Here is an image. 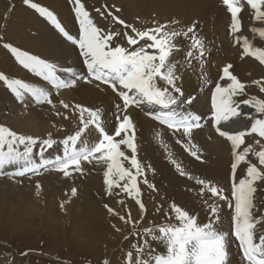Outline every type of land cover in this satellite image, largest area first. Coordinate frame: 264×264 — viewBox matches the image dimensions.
I'll list each match as a JSON object with an SVG mask.
<instances>
[{"label": "snow or ice", "instance_id": "obj_1", "mask_svg": "<svg viewBox=\"0 0 264 264\" xmlns=\"http://www.w3.org/2000/svg\"><path fill=\"white\" fill-rule=\"evenodd\" d=\"M68 2L78 25L76 32L50 6L37 0H22L42 19L51 38L38 31L31 39L43 50L34 51L4 42L0 37V47L7 50L16 65L39 81L33 84L0 68V85L17 106H48L54 116L63 121L75 117L78 123L60 139L55 137L61 129L35 135L0 124V177L21 178L22 183L24 177L36 176L42 171H55L67 178L84 175L86 165L106 166L105 194L109 197L123 194L138 206L139 218H134L123 199L117 202L125 214L104 205L110 215L131 227L124 239L135 238L124 256L125 264H234L233 245L237 248L236 255L242 256L239 264H264V213L254 202L258 185L264 184V98L248 94L252 85L264 93V77L253 79L249 84L233 74L231 63L225 64L218 69L219 80L209 89L211 103L205 114L193 107L198 94H189L183 86L188 71L195 74L197 65L198 79L205 86L213 83L205 71L209 53L197 31L196 21L184 26L179 20L161 23L154 19L151 26L136 27L135 22L127 23L114 14L113 9L121 11L115 5L109 8L105 4L103 11L96 8L104 20L110 18L113 24L123 26L121 32H116L106 25L98 26L82 0ZM245 3L253 12V20L264 24V0H223L230 14L227 33L241 48L242 60L253 57L264 65V48L253 47L247 37L239 35ZM259 35L264 37V30ZM57 43L72 48L79 69L65 63ZM177 53L182 54L179 60ZM81 83L94 85L105 93L111 90L113 104L109 107L115 109L111 123L107 119L108 108L66 100L63 96L64 91H74ZM131 108L144 111L149 119L178 135L176 142L197 161L203 162V153L193 143L196 131L210 125L224 139L230 157L229 176L224 185L214 178L193 177L171 160L180 176L195 180V186H199L198 198L209 197L202 199L199 209L171 201L167 210L162 205L156 208L165 217L164 222L149 221L145 225L147 209L142 185L153 192L158 189L148 177L149 172L155 174V169L138 157L137 126ZM241 118H246L243 130L230 127ZM249 139L253 142L248 143ZM129 151L131 154H126ZM245 165V172L240 175L239 170ZM36 187H41L39 181ZM71 191L75 196L77 189L73 187ZM223 204L231 211L228 230L224 229ZM116 231L122 229L116 228ZM159 245L165 251H158ZM103 264L110 261L105 259Z\"/></svg>", "mask_w": 264, "mask_h": 264}, {"label": "bare ground", "instance_id": "obj_2", "mask_svg": "<svg viewBox=\"0 0 264 264\" xmlns=\"http://www.w3.org/2000/svg\"><path fill=\"white\" fill-rule=\"evenodd\" d=\"M37 2L50 6L59 14V17L69 28L75 32L78 31V25L73 19L71 4L68 0H37ZM82 2L85 3L86 8L89 10L98 26L106 25L109 30L116 32L122 31L123 26L113 24L110 18L104 20L99 13L95 11L96 8H100L101 11H103V6L105 4H107L109 8L115 5L121 9L120 16L123 20L127 23L135 22V25L137 24L139 27L151 26V22L154 19L161 23L179 20L184 26L190 25L193 20L196 19L194 21L197 22V27L199 25H204L202 28L199 26L197 31L201 38L205 40V44L208 48L206 50H211L212 54L215 55L214 58L217 61L220 60L219 63H223L219 68H222L225 64L233 63V74L237 75L243 82L249 84L253 79L264 77V65L259 64V62L252 57H246L242 60L240 58L241 49L239 50L236 47L237 50H234L233 47L231 49V45L234 44V37L229 35L233 40H231V43H228L225 39L228 44L226 43V45L223 46V39L228 37V27L226 26L230 24V14L227 12L223 0H82ZM242 2H244V0H242ZM13 4L14 8L12 7ZM208 14H214L215 23L212 24V26L211 24H207L208 20L204 23L202 22L203 19L207 18L206 15ZM138 17L139 20H137ZM241 17L243 28L242 34L239 33V35L241 37H247L249 43H251L253 47L264 45L263 37L259 35V32L264 30V24H260L253 20V12L246 4ZM225 18L228 19L226 22L224 21ZM218 19L221 23H216ZM248 19H250L249 23L247 21ZM217 24L219 26H217ZM200 29H203L202 33H200ZM38 31L45 37L51 38V33L45 27L42 19L33 10L25 6L22 0H0V33L4 34V42H11L14 45L21 46L25 50L32 49L34 51H41L43 47L31 39ZM221 46L224 47L222 48L224 51L221 49ZM57 47L63 53L65 63L76 65L79 69V61L72 48L58 43ZM175 55L177 60L182 58V54L180 53ZM207 65L208 64L205 66V71L209 74L208 79L213 81L211 85L201 88L204 85L198 79L200 74L199 66H197L195 74H193L191 70L188 71L183 85L184 89L189 94H198L199 98L193 107L205 112V114H207V109L210 107L211 103V93L209 89L214 87L215 81L219 79L218 71L213 73L211 70L212 68H210L211 65ZM0 68L11 71L15 76L27 82L33 84L39 83L38 78L16 65L8 52L5 51L4 53L1 49ZM220 82L221 84L226 83V81ZM40 86L43 85L41 84ZM205 93H207V95H205ZM248 94L250 96L257 95L264 98V93H260L259 89L254 85L248 89ZM63 96L66 100L74 99L76 102H83L86 105H101L108 108L107 119L109 123L112 122L115 109L109 107L113 104V93L111 91L108 90L107 93H105L103 91H98L94 85L81 83L74 91H64ZM60 110L64 111L63 109ZM244 110L247 111L246 108ZM143 112L144 111L140 109H130L133 121L137 126L136 133L137 137H139L141 153L143 152L142 158L152 163L158 171H162L166 174L167 172L162 163L163 158H161L164 157L162 153L165 148L159 150V148L156 147L157 144L155 145L153 143H155L154 138L160 136L163 140L166 138L163 145L165 146V144L171 140L167 136V133L170 131H167L148 117L146 118L144 115L145 112ZM77 123L78 120L75 117H73L71 121H63L61 117L54 116L48 106L31 105L27 108L24 106H17L6 88L0 85V124L10 126L13 130L20 133L35 135H46L49 131L55 133L57 129H61L60 135L55 137L60 139L63 138V135L67 134L68 131H71ZM54 124L56 126L55 128L53 127ZM245 124L246 118H241L231 124L230 127L243 130ZM156 129H163V135L156 136ZM171 134L170 132V135ZM210 135L212 138L218 136L215 130L209 125L202 130L196 131L193 140V143L201 149L203 153L202 158L208 163L203 165L202 163L190 162L191 164H188L189 168L187 167L188 165L184 166L183 162H181V164L185 167L184 170L186 171L194 167L200 169L202 167L203 170L206 171L205 175L202 174L204 177L214 178V180H218L219 178L218 182L224 185L229 176L228 172L224 169V167H226L228 171L230 158L228 145H226L224 139L220 137L217 139L210 138L209 140H211V142H209V140L205 138ZM252 142V140H248V143ZM179 154L180 153H178V155ZM178 155L176 153L173 157L179 161ZM155 159H159L161 162L156 161L157 164L155 165ZM251 159L253 162H256L254 157H251ZM100 167L102 168L103 166L98 165L96 167L86 165L84 175L74 174L71 177L65 178L61 174L62 178L66 180L61 179L57 172L48 173L52 176H48L46 173L41 177L38 176L36 179L42 178L41 180L44 186L41 201H35V199L30 198L27 194L18 192V189L24 191L22 185L19 186L18 184L21 178L13 180L8 177H0V229L3 232H11L13 234L21 228H24L27 232H31L30 234L37 232V241L41 236L45 238L44 235L47 236L48 234V238L52 237V239L56 241H62V239L68 240V245L65 241L63 242L65 245L62 248H79L78 250L81 251L82 254H85L87 258L94 260L96 263L102 262L108 258L110 259L108 254L118 245L122 237L124 239L128 233V227L125 226L118 217L110 215L105 209L104 204H108L110 207L121 211V214H125V209L117 202L123 199L127 208L131 210L132 216L134 218H139V216L137 205L128 200L123 194L104 197L100 179L102 175L101 170L103 168L101 169ZM99 168L101 169L100 173ZM81 176L83 180L80 179ZM28 178L26 177V179ZM22 181L25 182V179H22ZM175 183L177 184L179 182ZM181 185L182 182H180L179 187H173L170 191L163 192L159 195L152 194L147 197V200L154 206L156 203L160 202L163 209L166 210V203L160 199L165 198L164 196L166 194L167 196L172 195L178 200L176 196L183 195L180 190ZM73 187L77 189L75 196L72 195L71 191ZM171 192H175L176 195L174 196ZM176 202L178 203V201ZM254 202L257 204L259 211L264 213V184L258 185ZM61 205H63V207H61ZM147 206L151 205L147 204ZM185 206L192 208L189 195ZM222 207L224 229L228 230L227 227L229 228L231 217L229 214V216H227V205L223 204ZM164 220L165 217L163 214L157 212L153 224L161 223ZM227 221H229V223ZM148 222L149 219L146 218L144 223L147 225ZM113 225H115L116 228L122 229V231H116ZM1 237L5 238V235H1ZM123 241L128 245L131 239ZM103 244H105L104 248L102 247ZM108 246H110L111 249L108 250ZM157 248L158 251H165L163 245H159ZM231 251L234 264H239L242 256L236 255L237 248L235 245L232 246ZM20 257V254L14 251L9 253L2 250V253L0 252V264H24ZM112 262L120 264L118 261L115 262L113 257Z\"/></svg>", "mask_w": 264, "mask_h": 264}, {"label": "rangeland", "instance_id": "obj_3", "mask_svg": "<svg viewBox=\"0 0 264 264\" xmlns=\"http://www.w3.org/2000/svg\"><path fill=\"white\" fill-rule=\"evenodd\" d=\"M6 1H9V0H6ZM103 4H105V3H103ZM113 12H114L115 15H118L122 19V17L120 16V12H115V10H113ZM206 17L207 18L203 19L202 22L204 23L205 21L208 20L209 23L207 22V24H211V26H212V24L215 23L214 14L213 15L212 14H208V15H206ZM194 20H196V19H194ZM226 20H228V19L225 18L224 21L226 22ZM247 21L249 23L250 22V19H248ZM219 22H220V20L218 19L216 23H219ZM116 25H119V24H116ZM199 26L202 28L204 25H199ZM217 26H219V25L217 24ZM136 27H139V26L137 25ZM198 27H197V29H198ZM226 27H228V26H226ZM202 30L203 29H200V33H202ZM211 30H212V27H211ZM0 34H1L0 37L1 36L2 37L4 36V34H2V33H0ZM241 34H242V31H241ZM229 37L230 36L228 35V37H226V38L223 39V42H222L223 46L226 45L227 42L228 43H231V40H233V39H231L232 37H230V38ZM225 39H226L227 42L225 41ZM221 41H222V39H221ZM263 41H264V37H263ZM204 42H205V40H204ZM123 43H124V45H126L127 42L126 41H123ZM232 47L234 48V50H237V49L240 50L241 49L239 46L234 45V44L231 45V49H232ZM258 47L264 48V45H260ZM222 48H224V47L221 46V49ZM0 49L4 53H5V51H7V50L3 49L2 47H0ZM206 49H208L207 46H206ZM222 50L224 51V49H222ZM207 53H209L208 63L207 64L209 66L211 65L210 68H212L211 70L213 71V73L214 72H217L218 69H220L219 67L223 63H219L220 60L217 61L214 58L215 55L212 54L211 50H208ZM232 65H234V64L232 63ZM214 86H215V84H214ZM204 87H207V86L204 85L201 88H204ZM109 91H111V90H109ZM210 97H211V94H210ZM245 98H247V97H245ZM133 109L136 110V108H133ZM246 110L248 111L247 108H246ZM253 114H255L254 113V110H253ZM144 115H145V113H144ZM107 117H108V115H107ZM145 117L147 118L146 115H145ZM157 133H159V135H163V129L162 130L161 129H156L155 135ZM167 134H168L167 135L168 138L171 139L172 141L169 140L168 143L165 144V146H163V145H164V141H166V138H164V140H163V138H161L158 135H156V136H158L157 138H154V142L155 143H153L155 145L157 144L156 147L159 148V150L161 148H165V149H163L164 151L162 153V156L164 155V157H161V158H163V160H162L163 162L162 163H163L164 169L167 172L166 174H164L162 171H158V169L152 163H150V162H148L146 160H143V158H142L143 152L141 153V146H140V143H139V137H137L138 157L141 159V161H142L143 164H145V165H151L155 169V174L149 172L148 173V177H149L150 182L155 183L156 188L158 189V191L157 192H153L152 190L148 189L147 186H143L142 185L143 201L146 204V206H147V204H150L151 205V206H147V218L152 223H153V221L155 220V217H156V213H157L156 208H157V206H160L161 205V203L158 202L154 206V205H152L147 200V197L150 196V195H152V194L159 195V194H161L163 192L170 191L171 189H173V187H179L180 182H182V185L180 186V190H181V192H182L183 195L182 196H176L178 200H176L172 195L171 196H167L166 194L164 196L166 198V200H165V198L160 199V200H162L163 202L166 203V205H167L166 206V210L168 209L169 202H171V201H175V202L178 201V203L176 202L178 205L185 206V204H186V202L188 200V195L190 197V201L192 203V208L193 209H199L200 208V205L202 203V199L209 198L208 196H205L203 198H198L199 186H195V180L194 179L190 180V179H188L187 176H180L179 173H178V171L176 170L175 165L171 162V160L174 159L184 169H185V167H184L185 165H188V164H191V163H198V164H201L202 163L203 165H205V163H208V162L205 161L204 158H202V161L204 163L201 162V161H197V160L195 161V159L192 158L184 150V148L182 147V145L181 144H178L176 142L177 139L180 138L178 135L174 137L173 134L170 135V132H168ZM210 138L211 139H217V138H219V136H217L216 138H212V136L210 135V136H207L205 139L206 140H209ZM158 139L159 140L161 139V140L159 141ZM155 140H158V141H155ZM209 142H211V140H209ZM185 143H186V141H185ZM176 150H177V152H176ZM169 152H171V153H169ZM176 153H177V155H178V153H180L178 155L179 161L176 158L173 157ZM182 153H183V155H182ZM126 154L130 155L131 153L129 151ZM182 158H184V159H182ZM229 160H230V158H229ZM156 161H159V159L158 160L155 159V162H154L155 165L157 164ZM159 162H161V161H159ZM181 162L184 163V166L181 164ZM92 166H96L97 167L98 164H92ZM105 167L106 166H103L102 167L103 169L100 167L102 170L99 168V173H100V170L102 172V175H101V178L100 179H101L102 189H103L102 190V194H104V197L107 196L105 194L104 184H103V179H104L103 178V171H104ZM187 167L189 168V165ZM229 167H230V165H228V171H227V168L224 167V169L226 170V172H228V174H229ZM190 168H192V167H190ZM245 169L246 168L244 166L243 168H241L239 170L240 175H243L244 174ZM192 170H193V172H192ZM50 172H55V171H48V172L42 171V173H40L37 176H31L30 178L27 177L28 179H26V177H24L23 179H25V182L22 181L23 183H21L20 181H18L19 186L22 185V188H23L24 191L18 189V192H21L23 194L24 193L27 194L30 198L35 199V201H41V197H43V190H44L43 181L41 180L42 178L41 179H36V178L38 176L41 177L45 173H46V175L49 176V175H51V174H48ZM186 172L190 173L193 177H197L198 176V177H201V178H204V175L206 174V171L203 170L202 167H201V169L194 167L193 169H188ZM202 174H204V175H202ZM59 176H60L61 179L66 180V179L62 178L61 174H59ZM162 176H163V178H162ZM80 179L83 180V177L81 176ZM28 180H29V182H28ZM37 181H39V183L41 185L40 188H36V182ZM216 181H219V178ZM175 182H179V183L176 184ZM172 194L174 196L176 195L175 192L172 193ZM127 199L130 200L131 202L135 203L131 199H129V198H127ZM137 208H138V206H137ZM258 210H259V208H258ZM227 211L229 212L228 213V212L225 211L227 213V216L230 215V217H231V211L229 210V208H227ZM201 215H203V214H201ZM227 222L229 223V221H227ZM145 225H146V223H145ZM127 227H128V232H129L131 230V227L130 226H127ZM227 229H228V227H227ZM15 232L16 233L13 234L11 232H3L0 229V252L2 253V250H5L6 252H9V253L12 252V251H14L17 254H20V256H21L20 258L24 262V264H103V261L96 263L94 260L87 258L85 254H82V252L78 250L79 248H72V247L62 248L65 245V244H63V242L66 241L67 242V245H68V240L62 239V241H56V240H53L52 237H49L48 238L47 237L48 234H47V236L44 235L45 238H43V236H41V238H39L38 241H37V238H36L37 232H34V233L30 234L31 232L25 231L24 228H21V229L15 231ZM1 235H5V238L4 237L2 238ZM126 235H128V233ZM123 240H125V239H123V237H122L121 238V241L118 243V245L115 246L113 248V250H111V253L110 254H108L110 256V259L108 258V260L110 261V264H115V263L112 262V257H113V259H114L115 262L118 261L120 264H125V262H124V256H125L126 252L129 250V246L135 240V238L134 237L131 238V241L129 242L128 245H126ZM125 241H128V240H125ZM104 246H105V244H103L102 247L104 248ZM66 248H68V249H66ZM47 249H49V250H47ZM109 249H111L110 246H108V250ZM21 253H27V254L26 255H21Z\"/></svg>", "mask_w": 264, "mask_h": 264}]
</instances>
